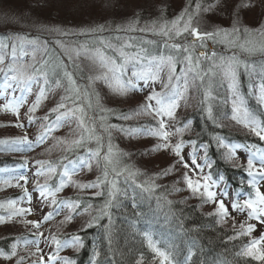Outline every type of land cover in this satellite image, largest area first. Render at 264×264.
Returning a JSON list of instances; mask_svg holds the SVG:
<instances>
[{
    "label": "rangeland",
    "instance_id": "374dc122",
    "mask_svg": "<svg viewBox=\"0 0 264 264\" xmlns=\"http://www.w3.org/2000/svg\"><path fill=\"white\" fill-rule=\"evenodd\" d=\"M107 1L115 5L114 9L111 10L109 6L105 7V2ZM197 3L200 5L199 10L196 8ZM25 5L26 0H0V34H8L9 31H11L7 36L8 39H11L10 34L15 36L16 34L14 32L19 31L20 33H23L24 31L25 34H30L29 39H39V41L44 42L47 40L55 41L54 39L57 38V40H61L68 46H78L90 37H93V41L98 40L99 37L103 36V33L111 34L115 37L116 35L119 36L120 31V35L123 36V30L131 33V31H129L130 28H144L146 31L153 30L147 31L146 33L149 34L150 32V34H154L152 35L153 37L157 36L163 38L162 35H158L153 32L160 30L162 27L165 29L173 28V21H175L177 17H180L182 12H185V15L178 26L183 27L184 23L188 20V17L191 16V27L189 28V31L184 33L181 37L175 38L174 30L172 34L174 39H177V41L180 40L183 43L192 42L194 40V37L191 35V28L194 27H197L202 32L214 31L217 28L238 29L242 42L249 39H259L260 33L264 32V0H40V5L37 6L38 9H31L34 7H29V3H27V6ZM123 6H126V10L122 9ZM208 6L212 7L205 11ZM101 26L103 28L102 31H85L84 34H81V30L99 29ZM54 29H60L61 32H71L72 34L69 36H63L60 32L53 31ZM103 37L107 38L106 36ZM115 43H119V41L116 40ZM206 44L207 47L204 48V50H206L208 55H211L213 51H215L218 55H231L232 51H238V49L226 50L225 45L214 44L211 40L206 41ZM213 44L216 49L213 48ZM31 47L26 45L24 50L31 53L34 51V48ZM199 50H201V48L197 46L196 55ZM35 52L36 55L43 54L41 50H35ZM61 53L63 52L61 51ZM63 56L68 59L64 53ZM243 56H245L246 59H251V62L247 60L249 64L253 63L257 65V62L260 60V58H258L260 57L259 54L251 57L241 54V57ZM22 61L24 66L31 69L30 66L33 64L31 55L23 57ZM71 61L76 62L77 65L79 64L81 67H84L93 89H103L108 92L102 91L106 94V96L101 102V105L105 108H109V112L114 113L113 115L117 119L120 116L121 110H127L132 112L131 115L134 117L135 121H137L143 114L142 111L139 114H137V112L140 111L141 106L143 105L142 102L147 101V93L140 92L141 90L139 87H147L149 84L152 87H155L159 84L166 85L168 82V78H164V76L167 75L166 71L164 75H161L160 80L155 82L150 81L148 84L142 82L137 85V88L121 94L114 91L113 88H111L104 80L95 79L96 76L101 74L102 69L91 58L83 54L76 57L73 53ZM206 62L207 61H202V68L208 67V62L207 64ZM56 80L57 83L52 85L48 84L46 86L42 85V81H35L32 83L31 91H28L27 95L22 96L20 100L15 103L17 104L16 109L21 110L22 113L7 114L5 106L0 102V139L2 138L4 141H8V144H10L16 137L21 135V129L22 126H24L23 122H26L25 127H31V130H28V132L26 131L28 135H36L47 132V135L41 139L40 144L35 149L25 156H20L28 163L31 161L38 162L37 166L30 172V180L32 182L27 186L33 188L34 199L32 198L33 201L30 202V209L23 208L27 205L16 204L15 206V203L8 204L7 202L4 206H1V214L3 212L7 213L8 209L15 210V213L17 211L21 213H19V215H10V217L14 220L0 219V236L5 235L6 233L17 234L21 232L22 226L25 227L26 225L37 222L36 219H38V216L42 212L49 210L55 202V206H57V208L59 207L60 210L59 214L57 213V215H59V219H56L57 221H53V223H51L47 228L61 229L64 224L67 225L66 222L70 219L75 218L81 223L82 221L80 220H84L88 217L86 213L83 214L82 212H79L81 215H78L79 213L75 211L77 206L72 204V202L61 201L60 203L57 199L59 197L64 198L72 194H76L82 189L83 193L87 192L85 188L86 185L92 180L94 173L97 172L98 169H101L100 166L98 167L99 162L96 159H93V156L99 155L98 152L96 154H92L91 160L83 167V169H78L73 172H63V176L60 178L58 190L56 192H52L49 189L44 190V186L47 185V182L54 176L55 168L50 161L55 160L65 150L69 149L70 145L73 143L72 141L78 140L81 133V125H79V129L76 117L68 118L67 123L60 129L59 132V119H55L53 122L57 123H54L53 125L47 122L49 114L51 112H55L53 109H59L57 107L58 105L64 104L65 109H67L66 104L63 101L65 99V97H63L64 93L62 94L65 84L62 85L59 83L60 80L65 83L67 82V79L58 76ZM194 82L195 80L188 81L189 86L187 91L195 85ZM196 85L200 86L198 80H196ZM42 86L45 87L47 94L45 98L41 100L39 105L34 108L37 96L40 94ZM25 91H27V88ZM186 92L181 99L186 100L187 103L188 97ZM240 93L244 96L246 107L249 111L257 119L264 121V105L258 104L262 113V116L260 117L256 114L255 109L248 104V94L242 92ZM229 95L230 94L228 93V97ZM26 97L29 99L28 101ZM228 100L230 102V109L232 113L231 100ZM189 105L182 109L181 115H185L193 110V108L189 107ZM181 115L175 114L174 118L164 117L163 119L169 123V128L171 129V126L173 128L177 125ZM231 117L232 114L227 118L226 116L223 118L221 117V123L223 125L225 124V126L229 128L231 126L232 130L235 129V131L233 130L231 133L239 138L242 136L246 137L247 142H244L243 140H237L236 142L232 141L236 146L237 153L235 152V156L229 159L227 158L228 150L226 148H222L224 150V155L232 163L240 162V164L245 168L247 166V160L252 157L256 166L259 167V164L264 163V159L261 158L264 154L259 155V160H257V156H253L252 154L256 152L257 149H261L258 148V144H264V140H261L248 128L244 127L243 124L237 123V121L233 120ZM124 118L126 117H119L120 120H124ZM178 128H182L184 131L179 134L176 132V129L173 132L171 130L170 132H172L173 135L169 138V143L174 146L181 142V140H185L182 148L185 149L190 145V143H187V139H190L192 133L186 126L182 125ZM165 130L167 131L166 128ZM128 136L129 137L126 138V140H118V142H120L125 149L133 150L129 155V159L132 160L134 164L131 167L126 168L133 170L138 169L144 174V176L147 175L148 178L149 174L152 172L155 173V170L162 172L165 171L166 167H168V169L171 170L163 178L164 181L170 180V184L174 188L172 198L175 199V201H181L182 205H196V207L201 210L203 215H209V213L215 215L218 201L222 199L227 207L228 215L223 218V222H221L219 215H215L217 217H215L214 220L219 228L227 233V237L224 236L221 239V242H217L218 245L221 244L223 248V246L230 242L229 240H238L242 243V249L236 251L235 260L238 263H241L242 261L244 262L249 259L262 264L261 261L256 260L254 257H244L238 255V253H240L246 246L250 245L252 241L255 240L258 242L259 238L264 235V218H249L247 209L238 211L231 209L230 205H228L225 200L231 199L232 192L227 193L228 197H223V195L219 193L216 196L215 201H207L206 197L193 195L191 190L188 189L187 184L184 181L185 173H187L193 180L201 179L203 182L202 178L207 176L206 170L211 163V161H203V157L198 159V156L195 157L196 162L193 163L192 159L194 153L192 152L196 151V148H199V146L193 147L190 145L188 149L185 150L190 152L192 155H185L182 150L181 155L184 159L181 160L176 156L175 152H173L172 147H168L167 149L156 147L157 144L167 143V141L162 140L160 137L149 135V137H147L146 135H143L145 137H141L139 139L137 136ZM254 140H257L255 145L253 144ZM143 149L146 150V153L143 152L141 153V156H138V152ZM185 163H187V167H185ZM29 167L32 169L31 166ZM75 172L78 173L73 175ZM171 179L174 180L172 183ZM256 179L260 181L258 187L260 188V191L264 193V177L258 176ZM214 186H217L216 182L213 187ZM218 188L220 187L215 188L216 191ZM1 189L2 187L0 186V194H2L3 191ZM177 189L179 190L177 191ZM249 189L250 191L253 190L250 185ZM241 192L242 191H240V193ZM240 195L241 194H238V199L240 198ZM76 215L78 217H75ZM248 224L254 225L253 231L250 234L246 233L238 235L241 225L246 228ZM74 225H72L71 228H75ZM37 229L38 228H35L34 233L37 232ZM178 237H180L179 234ZM187 237L188 234L182 239L185 246ZM245 241L247 243L243 244ZM188 243L192 249L196 246V243H194L193 240ZM71 244L72 243H68L63 246L65 251L61 253L62 255L69 253L68 247L71 246ZM26 246H29V244ZM26 246L21 244V246L16 247L15 255L10 260L0 258V264H23V261L26 260L27 256L21 253L24 251L22 250V247ZM24 249L29 250V248ZM38 249V245H34L33 250L35 251ZM28 252L29 251H27V253ZM46 261H48V259ZM54 262L56 263V260H54Z\"/></svg>",
    "mask_w": 264,
    "mask_h": 264
},
{
    "label": "trees",
    "instance_id": "16d2710c",
    "mask_svg": "<svg viewBox=\"0 0 264 264\" xmlns=\"http://www.w3.org/2000/svg\"><path fill=\"white\" fill-rule=\"evenodd\" d=\"M27 3H29V7H34L31 9H38L37 6L40 5V0H26L25 6H27ZM10 32L11 31H9V33ZM9 33L0 34V42L8 46L6 49H3L5 61L9 59L7 62L8 64L14 63L20 65L30 72L31 69L24 66L23 62H21L22 60L19 59V54H17L16 61H12L11 58L12 44L17 42L18 37L27 36L29 38L30 34H25L24 31L23 33L16 31L14 32L16 35L10 34L11 39H8L7 36ZM125 34H127L125 35L127 37L131 36L130 33ZM141 36H144L143 38L147 40H155L157 42L155 53H160L165 37H163L164 39L162 37H153L150 32L149 34L145 32V34ZM90 39L91 38H87L85 41H91ZM112 39L114 38L112 37ZM54 40L56 41L57 38ZM55 41L47 40L48 46L50 49L56 50V53L68 65L69 71L73 72L76 83L80 87V99L77 100V94L67 88L69 87L68 81L63 83V81L60 80V84H65L62 94L64 93L63 97H65V99L63 101L67 109L64 107L62 109H57L55 112H51L50 114H53L49 121L54 120L57 115H62V119L64 120H66L69 115L74 116L78 122L77 125H81V133L78 140L72 141L73 143L70 145L69 149L59 155L55 160L50 161L55 168L54 176L47 182V185L44 186V190L49 189L52 192H56L58 190L60 178L62 177L61 174L65 171L64 168H77L79 165L82 167L86 160L88 161L92 158L93 153H99L97 157H93L99 162L98 167L100 166L101 169H98L97 172L94 173L92 180L86 185V193H83L82 189L76 194L64 198L59 197L57 199L60 203L61 201L72 202V204L77 206L75 211L77 213H86L88 215L87 218L80 220L82 221L81 223L75 218L70 219L66 222L67 225L64 224L61 229L47 228L53 221L59 219L57 215L59 207L57 208V206H55V202L49 210L42 212L38 216V219H36L37 222L26 225L25 227L22 226L21 232L17 234L6 233L0 236V258L10 260L13 257V245H15L16 249V247L21 246V244L26 246V243L30 241L38 244L39 251H34L33 246H29V250L22 247L24 251L21 254L27 256L23 264H38L37 256L39 252L46 259L58 251L54 249L55 247H52V249L41 247L44 246L46 242L50 243V245L63 246L66 242L71 241L74 243L76 251L62 255L61 252L65 251V249H60L59 256L70 258L75 264H92L94 254L96 253H98V255L95 256L96 264H159L158 258L155 257L154 253H152L151 249L148 247V237H150L160 250L169 252L174 257L173 264H259L249 259L241 263L235 260L236 251L242 249V243L238 240H229L230 242L223 246V248L221 244L218 245L217 242H221L224 236L227 237V233L215 223L214 219L217 217L215 216L217 214L212 216L203 215L196 205H182L181 201H175V199L172 198L174 188L171 186L170 180L164 181V171L155 170V173L152 172L149 174V177L153 178L154 181H163L159 183L160 187L156 188L154 193L149 195L151 197L147 199L137 197V194L133 192L129 180H125L123 175L115 177L119 181V188L122 190L123 194H117L113 206L108 210L111 222H109L108 215L100 216L98 221L94 220V218L99 217L101 209L109 199V183L105 181L111 182L114 179L113 169L115 168L119 171L126 167H131L134 164L132 160L129 159V155L133 150L125 149L118 140H126V138H128L126 133L127 131H131L132 128L136 127V130L139 128L140 130H144L156 124L152 122V119L148 117L144 118V114L135 121L134 117L131 115L132 112L127 110H121L120 112V116L126 117L124 120H120V116L117 119L113 115L114 113L109 112V108H105L101 105V102L106 96L102 91L105 90L93 89L84 67L78 64V68H75L74 65H77V63L64 58L63 53H61ZM173 42L183 44V42L180 40L177 41V39H174ZM145 47L151 48V46L148 45H145ZM17 51H19V47ZM164 51L166 55L175 54L167 50ZM180 55L182 57L183 53ZM42 56L43 54L36 55V61H40ZM44 58H46V56ZM241 58L244 59L245 56ZM258 58H260V60L257 62V65L250 63L257 67L252 73L251 78L248 73L244 71L243 67L239 70V83L241 86L249 79L251 80L257 77L259 73H262L264 76V72L261 70V64H264V57L260 56ZM246 60L251 62V59ZM184 66L183 64H177L176 73L179 74L180 68ZM129 68L131 69V66H129ZM206 68L207 67H204V69ZM3 73V71H0V98L6 93L5 89L8 88ZM58 76L65 78L62 71L57 70L55 75H49V83H57L56 78H58ZM188 80H194L191 74H189ZM194 83L193 89H195L194 92L197 94L198 102L193 110L186 113L185 117H183L179 123L182 121L185 123L187 129L192 133L190 137L191 140L195 141L198 146L207 145V149H204L209 158L214 162L212 170L216 172L215 175H219L220 173L224 174L226 181L228 180V183H226L230 188L237 190V187H239L241 190H244L245 186L238 184L239 181H244L246 178L244 170L242 167L233 166L229 161L224 159L226 156L223 153V147H220L217 142L218 137L222 138L224 143L228 145L238 140L237 136L231 133V131H235V129L232 130L231 126L229 128L221 123L223 117H228L230 109L229 100L227 99V85L225 84L224 87L215 89L212 98L209 100L213 107V115L216 118L214 122L207 116L205 102L202 103L204 99L203 89L196 85V80ZM85 92L88 93L87 97L84 96ZM89 100L91 101V107H89ZM183 105L186 106V104ZM78 106L84 108V124L81 123L79 112L70 111ZM101 117H105V119L102 120ZM127 127L130 130H127ZM256 142L257 140H254V144H256ZM260 146L264 147L263 145ZM110 147L111 154L109 153ZM1 149H5V147L0 145V150ZM143 152L146 153V150L143 149L138 152V156H141ZM11 160L10 156H2V154H0V168L4 163L7 165L11 164L9 162ZM168 170L169 169H167V173L170 172ZM77 173L78 172H76V174ZM148 178L146 175L144 179H140L143 182ZM172 181L174 180L171 179V183ZM97 193L100 194L97 195ZM24 196V191L2 192V194H0V207L4 206L6 202L18 203L23 200ZM164 196L173 203L169 205L163 198ZM154 198H156L155 202L152 201ZM148 206L157 208L161 213L152 211ZM1 211L2 208H0V212ZM12 214H16L15 210L8 209L7 213H0V219L14 220L10 217ZM78 215H81V213ZM75 217L78 216L76 215ZM72 225H74L75 228H71ZM35 228H38L36 233H34ZM178 234L180 237H178ZM187 234L188 237L185 246L182 239ZM74 236H79L82 239V247H78V242L73 240ZM192 240L196 243L194 249H192L188 243ZM246 243L245 241L243 244ZM27 251L29 252L27 253ZM190 253L191 256L188 260ZM7 256H11V258H6ZM59 264H65V261L59 259Z\"/></svg>",
    "mask_w": 264,
    "mask_h": 264
},
{
    "label": "snow or ice",
    "instance_id": "6c2138e0",
    "mask_svg": "<svg viewBox=\"0 0 264 264\" xmlns=\"http://www.w3.org/2000/svg\"><path fill=\"white\" fill-rule=\"evenodd\" d=\"M212 6H208L205 11L209 10ZM197 10H199L200 5L197 3ZM186 11V10H185ZM185 12H182L180 17H177L173 21V28L165 29L162 27L158 31L153 33L162 35L165 37L164 43L162 45V50L159 54L155 53V46L157 42L155 40H147L144 38H138L134 36L128 37H115L119 43H113L112 39L105 38L103 36L99 37L95 41H85L84 43L79 44L78 46H68L61 40H56L55 43L58 45L59 49L67 56L68 60H72V54L74 53L76 57H79L81 54L91 58L96 62L102 72L100 75L96 76L95 79H102L109 84L114 91H117L121 94L128 92L131 89L137 88V82L143 81L145 84H148L150 81L155 82L161 79V73L167 69L168 82L165 85L166 89H169L168 92L157 93L153 91L150 95L146 97L147 103L141 106V111L144 115L154 116L159 125L157 130L155 127L152 128L151 135L160 137L162 140L167 141L164 144H157V148L172 147L173 152L176 156L183 160L181 151L184 145V141L181 140L176 145H171L169 143L170 137L173 135L172 132L166 131V123L163 119L164 117L174 118L175 112L179 107V101L183 97L184 93L188 89V77L189 74L192 75L194 80L199 81L200 88L203 89V101L202 103L209 101L213 96V91L218 87H224L227 85V91L230 94L228 99L231 100L232 107V119L236 120L237 123H241L244 127L248 128L253 134L259 137L261 140H264V121L257 119L246 107V101L244 96L239 91V70L243 67L244 71L248 73L251 78L252 73L255 71V66L247 62L246 59L241 58V54L246 55L247 57L255 56L259 54L261 57H264V32L260 33L259 39H249L241 41L239 36L238 29H226V28H217L214 31L202 32L197 27L191 28V35L194 37L192 42L174 43V37H181L184 33L189 31L191 27L192 17L189 16L188 20L184 23L183 27H179L182 18L184 17ZM102 26L99 29H87L81 30V34L87 32L102 31ZM135 28H130L129 31H135ZM174 30V37H173ZM53 31L60 32L63 36H69L71 32H61L60 29H54ZM141 32L146 31L145 29H140ZM153 31V30H147ZM211 40L214 44L225 45L226 50L238 49V51H232L231 55H218L215 51L208 55L205 51H200L196 55V48L199 46L201 49L207 47L206 41ZM33 46L34 51L29 53L25 51V46ZM91 45V46H90ZM145 45L151 46L145 47ZM7 44L0 42V63L4 62L3 49H6ZM19 47V59L22 60L23 57L31 55L33 59V64L30 66L31 71H27L25 67L20 65L10 63L5 72V83L11 86L12 82L17 83L18 85L24 86L28 91H31V85L37 80H42L43 84L46 86L49 83V75H55L57 70H61L63 76L67 79L69 84V90L74 91L76 99H80V87L77 85L74 78L73 72L69 71L68 65L60 58L56 53L55 49H50L48 42H41L39 39H29L27 36L18 37L17 42L12 44L11 58L12 61L17 60V48ZM35 50H41L43 56L40 61H36V52ZM167 50L170 53L175 54H165ZM181 53L183 56L181 57ZM46 56V58H44ZM202 61H207L208 67L206 69L201 67ZM177 64H183L184 67L180 68L179 74L176 73ZM131 65L132 71L131 75L128 76V67ZM75 68H78V65H74ZM261 70L264 72V64H261ZM91 79V78H90ZM183 80V85L180 84V81ZM175 81V83H173ZM249 93L253 94V88L250 84ZM45 87H41L40 94L37 96L36 105L34 108L39 105L41 100L46 96ZM257 102L260 105H264V76L261 77V83L258 85V91L255 93ZM84 96L87 97L88 93L85 92ZM168 96L169 99H165ZM171 97H175L172 99ZM155 101V106L151 103ZM6 107L10 108L12 111L16 109L9 103ZM59 109L65 107L64 104L57 106ZM89 107H91V101L89 100ZM57 109H53L56 111ZM72 112H79L81 123L84 124V108L78 106L72 110ZM107 111V110H106ZM205 111L209 119H212L214 122L216 118L213 115V107L210 103L207 104ZM129 118V117H127ZM59 119V117H58ZM105 119V117H101ZM190 123V122H189ZM115 127V126H113ZM184 131L182 128H177L176 132L181 134ZM20 138H18V141ZM217 142L220 147L226 148L227 158L231 159L235 156L234 148L236 146L228 145L224 143L222 138H217ZM0 143H9L8 141ZM195 144V141L191 142ZM201 147L207 149V145H201ZM255 147V146H253ZM111 154V147L109 149ZM264 154V149H257L252 155H261ZM206 158V157H205ZM264 159V156H261ZM193 163L196 162L195 156L193 155ZM185 163V167H187ZM210 166V165H209ZM169 169L168 171H170ZM249 177L248 184L254 190V197L245 199L242 203L240 201L233 202V208L238 210H248L249 218H264V193L260 191L258 187L259 180L256 177H264V163L259 164V167L254 163V159L250 157L247 160V166L244 169ZM114 179L109 183V199L101 209V213L98 218L94 220L98 221L100 216L108 215L109 222L110 213L109 208L113 206V203L116 200L117 194H123L122 190L119 188V181L115 177L121 175L124 176L125 180H132L133 183H136L138 187L142 188L144 191L153 194L154 190L159 185L155 184L154 179L149 177L143 182L137 181V177L142 174L140 171L133 170L130 168H124L117 171L113 169ZM167 174V171L164 173ZM223 179V177H221ZM201 179L193 180L185 173L184 181L187 184L188 189L191 190L193 195H199L201 197H206L207 201L216 200V192L210 190L215 184V181H212L211 176H206ZM211 181V183H210ZM92 186V185H89ZM179 189H177L178 191ZM100 193H97L99 195ZM224 195H227L224 193ZM169 205L173 202L167 200V197H163ZM159 201V198H158ZM216 214L220 216L221 222L223 218L228 215L227 207L224 201L221 199L218 201L216 208ZM209 215H212L209 213ZM254 225L248 224L245 228L241 225L238 235L250 234L253 231ZM231 239V237H230ZM74 241L78 242V247L83 246L82 239L79 236L73 237ZM148 247L154 253L155 257L158 258L159 264H173L174 257L166 251L160 250L155 243L148 237ZM39 251V249H38ZM15 255V245H13L12 256ZM98 253L94 254L92 264H96L95 256ZM238 255L244 257H254L256 260L261 261L264 264V235H262L258 242L252 241L250 245L246 246ZM191 253L189 254L188 259H190ZM6 258H11L7 256ZM57 259H63L65 264H75L70 258L60 257L59 251H56L48 258V264H51L52 261ZM41 264H44V257H40Z\"/></svg>",
    "mask_w": 264,
    "mask_h": 264
},
{
    "label": "bare ground",
    "instance_id": "6f19581e",
    "mask_svg": "<svg viewBox=\"0 0 264 264\" xmlns=\"http://www.w3.org/2000/svg\"><path fill=\"white\" fill-rule=\"evenodd\" d=\"M106 6H109V7L111 8V10H112V9H114V6H115V5H114L113 3H110V2L107 1V2H105V7H106ZM122 9L126 10V6H123ZM141 29H142V28H141ZM143 29H144V28H143ZM145 32H147V31L141 32L140 29H136L135 31H131L130 34H131V36H134V37L143 38L144 36H141V35L145 34ZM145 117H146V116H144V118H145ZM152 122L155 123V124H157V120H153V119H152ZM167 169H168V167L165 168V171H164V172H166ZM134 170H135V169H134ZM164 172H163V173H164ZM140 173H141L142 175L137 177V181H138V183H139V182H142L141 179H144V174H143L142 172H140ZM140 178H141V179H140ZM162 181H163V180H161V181H160V180H157V181H154V182H155L157 185H160L159 183H162ZM129 183H130L131 187L133 188V192H134L135 194H137V197H140L141 199H142V198L147 199L148 197H151V196H149V195H150L149 192H146V191H144L142 188L138 187L136 183H133V182H132V180H129ZM152 201L155 202V201H156V198H154ZM148 208L151 209L152 211L157 212V213L160 212V211H159L157 208H155V207L148 206ZM160 213H161V212H160ZM148 218H149V217H148ZM68 243H72L71 246L68 247V251H69V252H75V251H76V248H75L74 243L71 242V241L66 242V244H68ZM41 247L49 248V249H52V247H55L54 249H55V250H58V251H60V249H61V250L63 249V246H61V245H50V243H48V242H46V244H45L44 246H41Z\"/></svg>",
    "mask_w": 264,
    "mask_h": 264
}]
</instances>
